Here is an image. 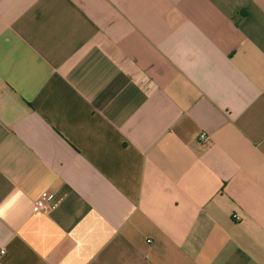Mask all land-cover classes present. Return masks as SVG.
<instances>
[{"label":"crops","instance_id":"crops-1","mask_svg":"<svg viewBox=\"0 0 264 264\" xmlns=\"http://www.w3.org/2000/svg\"><path fill=\"white\" fill-rule=\"evenodd\" d=\"M1 250L264 264V0H0Z\"/></svg>","mask_w":264,"mask_h":264},{"label":"built area","instance_id":"built-area-1","mask_svg":"<svg viewBox=\"0 0 264 264\" xmlns=\"http://www.w3.org/2000/svg\"><path fill=\"white\" fill-rule=\"evenodd\" d=\"M199 141L203 144H206L210 141V136L206 133H201L199 136ZM52 199V196L48 193L45 192L41 195V197L36 200L35 202V213L36 214H44L48 213L50 209V200ZM234 220H239L238 215L233 216ZM4 250L0 251V254H4Z\"/></svg>","mask_w":264,"mask_h":264}]
</instances>
